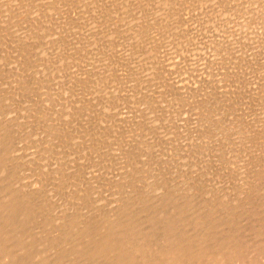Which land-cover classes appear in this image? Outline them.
<instances>
[{"label":"rangeland","instance_id":"1","mask_svg":"<svg viewBox=\"0 0 264 264\" xmlns=\"http://www.w3.org/2000/svg\"><path fill=\"white\" fill-rule=\"evenodd\" d=\"M6 1L7 0H1L0 2V7H2L0 10L3 11L1 12L2 16H0V22L2 21L1 23H5V26L1 23L0 26L2 25L6 27L9 24V27L12 26L10 24L14 23L15 26L14 24L13 26L17 30L13 28V26L10 27L11 29H8L6 27L7 29L5 30L4 27H0V44L3 43L2 47H0V52L1 54L5 53V55L7 54V52L9 53L6 55L7 58L4 54H2L3 56L0 55V62L3 60L1 63L2 65L0 64V69L4 68L3 70H1L2 72L0 71V82H3H1L0 84H3L2 86H0V92L4 93L0 94V99L2 98L1 96H3V98L5 96V99L2 98L3 100H5V103L0 100L2 102H0V113H3V115L0 114L2 115V117L0 116V139H2L1 137L4 136L2 142L0 143V149L2 148V150H4H0V172L2 170L4 171L3 173H0V180L1 178H3L1 180L3 182H0V188H2L0 189V210L2 207H8V203L12 199L18 198L16 200V202L19 204L18 207H16L18 209H15V213H12L11 220L9 221L10 223L7 222L9 223L7 226L4 223V227L1 226V229L5 230V233L7 232V235L11 239V241L10 239L8 241V250L13 252L16 256L19 255L18 257L24 263H22L21 261L19 262L21 264H50V262L51 264L53 262V264H61V262H64L62 264H65L67 262L64 261L65 258V260H68V264H86V259L89 260L88 264H94V262L92 263V261H95V264H113L116 259L113 257H118V252H114V254L111 253L112 255L109 254L108 257L111 256V259L107 256H105L106 259L104 260L102 258H98L100 259V262L97 263L98 259L96 260V258L92 256L93 254H91V249L89 250L88 246L81 249V247L85 243L84 240L83 242L80 241L79 238L78 240H72L75 237L72 235L69 236L72 233H70V230L68 229H71L72 227L68 226L69 224L67 222L69 220V222H71V220L74 218V215L72 217H68L70 219L66 221L64 217H66L67 219V216H69L70 213H78L79 208L81 207H83V209H86L84 211H86L87 214L81 208L80 214L82 215V217L78 213L75 216V219L76 217H81L83 219H87V217L89 219L91 218V221L89 220V223H87L89 224V226H91L92 223L96 221V219L97 222H99L100 220V223H94L97 227L98 225H103L104 223L102 222L105 220L107 222L113 221L116 212L119 215L116 214L117 217L115 218V220L117 219V222L119 221V225H125L126 223V226H128L129 221L131 220V223L128 227H134L137 225V227L135 228H137V231L140 230V232L138 231L140 238H146V243L148 242L152 244L149 245L151 246V252H153L154 255L150 251L147 252V256L150 255L149 259H152L157 255V250L163 249L164 246H167L166 243L162 241L163 236L160 232L161 226L164 227L163 220L160 218L161 216L156 219L157 221L155 223L152 222V224H149L148 221L150 220H147V217H149L148 210L152 209V205L153 208H155L156 206V210L159 209L160 214H162L161 211H166V213L162 214L163 216L166 214L169 215L171 213H175L176 215H178V217L174 215L175 219H178L177 223L180 222L177 225V233L181 231L182 234H180L184 237V239L186 238V241L190 240L192 242V239H197L203 234L208 235L202 236L201 238L205 237L206 239H212V237H216V234H218L219 232H221L222 234L223 231L224 233H228L229 231V234H226V240L229 241L230 239H235V237L238 236L240 240L244 242V244L249 246V254H251V257L252 255H254L253 257H255V255L259 253L258 243L261 238L264 240V235L260 237L256 234L257 222L254 223L253 221H251L249 218H247L248 215L245 213L246 209H248L251 204L253 206V204L255 203L253 208H256V206H258L256 204V202L258 204L260 203L258 202V199L261 202L264 201V0H257V2L256 0H177L179 1L178 3L176 2V0H168L171 1V4L173 1L175 2H173V6L171 4H168L169 2L166 0H158V3L159 1H161L160 6L155 0H148L149 5H147V0L146 4L145 0H65L64 3V0H61L62 2H60V0H55V2L58 1L59 4L61 3L59 7L57 6L58 2L55 3L53 2V0H51V2L49 1V3H47L48 0H16L18 4L24 1L25 3H22V6H17L18 4L15 2V0H8L12 6L14 5L13 3H16V6L19 8H17L15 5L11 8V5L8 3V1V4H4V2ZM27 1H31L34 5H32L30 2V6ZM163 1L164 3H162ZM165 1L168 5H171L172 7L175 6V9H173L177 15L174 11H172L173 9H169L170 6L166 5L168 7H162V4L164 5ZM252 1L255 4L252 3ZM138 3L139 5H142V7L145 6L144 9L139 6ZM176 3L178 6H176ZM27 4L29 5V7H27ZM62 4H65L64 7H66L63 8ZM135 4L138 5L137 7H141V10L139 8H136V6H134ZM5 5H9L11 10L14 12L9 13V11L11 10L9 7H6L5 9ZM35 5H39L40 9H38ZM45 5L46 8L48 7L47 10L52 9L50 6L53 7V10H51V12H49L50 10L47 11V13L49 12L50 14L45 13ZM96 5L98 7H95ZM153 5H155L156 7H153ZM32 6L37 8V10H34V7ZM42 6L43 8H41ZM150 6L153 8H151ZM54 7L57 9L61 8L60 12ZM99 7L100 9H97ZM133 7L134 9H139L140 11H142V13L139 12V10L137 13L136 9L135 13ZM146 7H148L147 10H145ZM8 8L9 10H7ZM22 8H24V10H27L29 8L30 10L28 9L29 12H25L22 10ZM92 8H94L95 10L93 11ZM101 9H104V12ZM117 9L119 10L117 11ZM142 9L144 10V13ZM160 9L162 11H160ZM177 9L178 11H176ZM253 9H258L259 11L257 10V12H255V10ZM18 10L20 14H22L21 12H25L26 14L27 12L30 13L27 14L28 19L26 18L27 16L25 17V13L22 14V16L24 15L23 17H25L23 18L18 13ZM41 10H43L44 12H41ZM55 10L56 13L58 12L60 16L53 13V11L55 12ZM100 10L102 11V14ZM168 10L169 12L170 10L172 11L171 14L167 12ZM252 10L254 12H252ZM30 11L32 12V14ZM6 12H8V15L6 14ZM95 12L97 13L95 14ZM114 12H117V16ZM258 12L260 13L258 14ZM103 13H105L106 15ZM11 14L13 17L10 16ZM15 14H18L21 17L18 15V17H16ZM46 14V17H49L48 19L45 18ZM54 14L56 16H52ZM172 14H174L175 18L177 16L176 20L177 22L179 21V24L176 23V20H173L174 17ZM29 15L33 16L29 17ZM40 15L44 17H40ZM101 15L107 17H105L106 21L103 19L104 16ZM161 15H163L164 19ZM58 16L61 18V21ZM100 16L103 20L100 18ZM128 16H130V18ZM6 17L11 19L13 22L8 18V20H6ZM170 17L172 21H170ZM120 18L122 19L120 20ZM19 19L23 20L21 21ZM163 20L165 23L163 22ZM18 21H20L21 24ZM114 21H116V23ZM103 22L106 24L103 25ZM161 22L163 24H167L168 26L166 25V28L168 27V29H163L165 28V25L159 26ZM170 22H173L171 23L172 25L170 24ZM174 22L177 25L175 27ZM35 24H37L36 27ZM16 25H20L18 26L20 31L18 30V27H16ZM32 25L34 26V30L38 27L40 30L34 31L32 28V32L34 31L32 33L29 29V27H33ZM169 25H171L172 27ZM41 27L43 30L42 32ZM170 27H174L176 31H173ZM177 27H179V29H176ZM12 29L15 31V33H13L14 31ZM159 29H163V32ZM11 33L13 34L11 35ZM18 34L21 35L19 36ZM49 34H52V36H49ZM136 36L138 37V39ZM21 38L24 40V42L26 41L27 45L24 44ZM11 39L13 43L15 42L18 46H16L15 43L13 44ZM18 40L21 41V44ZM46 40L49 42V44ZM145 40L147 41L145 42ZM45 42L47 45L45 44ZM9 43L10 46H8ZM3 45L6 47L3 48ZM22 45L23 47L26 46L28 48H26L24 54L22 53V55L19 56V54H21L20 50H23L22 52H24L25 50V47L23 48ZM8 47L10 48V50L8 49ZM13 47L15 48V50ZM18 47H20L21 49L19 48L20 50H18ZM12 52L13 55L11 54ZM25 54L28 56H26ZM8 55H11V57ZM14 56H18L20 58H14ZM21 56L24 57V60L23 58L21 59ZM9 57L13 62L11 61V59H9ZM5 60L6 62L9 61L10 63L8 62V64H6ZM17 60H21L19 64L16 63L18 62ZM22 60L25 62H23ZM27 63L30 65V67L28 68L27 66L29 65ZM17 64L20 67L16 66ZM21 65L24 66L22 67ZM25 65L27 66L25 67ZM8 66H10L11 68ZM15 66L17 67L16 69ZM24 67L27 69H25ZM9 68L11 69V71L15 70L13 71L14 74L18 71L20 72H18L15 77H13L14 74H11ZM25 70L26 72H24ZM4 71L8 72L9 75L7 73H4ZM31 71H33V73ZM6 74L8 79L7 77H5ZM30 74L34 77H31ZM17 75H19V78L17 77ZM10 76L12 78H10ZM28 76L31 77L32 81H35V84L33 81L34 85L31 84L32 81H29L31 79L27 78ZM104 77H106V79ZM11 79L13 82H16H9V80L11 81ZM19 81L21 82L19 83ZM5 82H8L7 85L5 84ZM23 82H26L27 85ZM9 83L14 85L12 86ZM16 83H19L20 85H17ZM23 84L26 86H24L23 91H21L22 89H20L19 91V88H23ZM11 88L15 90V93L14 90L10 91ZM4 89L6 91L8 90L9 92H6ZM18 94L21 96H18ZM10 96H12L13 98ZM8 97L11 99V101L12 99H14L13 101H15L16 103L13 101L11 103ZM15 98L19 100L23 98L24 100L22 99V104H20V101L18 100L19 102L17 103ZM32 100H34L35 102ZM24 101L29 102V107L27 106V102H25L27 104L24 105ZM30 101H32L33 103ZM36 101L37 103H39L37 104ZM7 102L9 105H7ZM32 104L34 108L32 106L30 107V105ZM13 105H20V107L22 108H17ZM6 106L8 107L6 108ZM23 106H27L28 108H24ZM38 107L40 110L37 109ZM218 107L219 109H216ZM8 108H11L12 111L15 109L16 110L13 112L9 110L7 113L6 109ZM29 108L31 110L34 109L32 113L28 112ZM35 111L37 115L36 113H34ZM40 111L42 112L38 116V113ZM9 112H12V114ZM48 112L54 113H50L49 116L47 115ZM43 113H45L46 115L44 114V116ZM55 113L58 115L55 118L57 119L61 116V122H64H62L64 124L63 125L59 121V119L57 120L61 123L60 125H58L60 126V128L56 126L59 123L53 121L56 120L55 118L53 119V117L56 115ZM14 114L16 117H19L20 115L22 116L17 119L18 117L16 118L15 116H12ZM25 116L27 119L23 118ZM51 116L52 118H50ZM5 117H10V119L7 118L9 119L7 120ZM30 117H32V119ZM42 117H46L48 119L44 121V119L46 118ZM4 118L6 119V122L4 121ZM62 118L65 119L63 120ZM34 119L37 121H34ZM12 120L15 121V123ZM38 120L41 122L38 123ZM43 121L46 123H44ZM29 122L33 125V127L31 124H29ZM24 123L27 125H25ZM19 124L22 126L20 127ZM40 125L41 127H45L47 125L48 126L46 127V129L44 127L40 129ZM15 126H18L19 131ZM51 126L53 128L55 127V131H52ZM49 127V133H45L44 129L47 131ZM20 128H22L23 130ZM24 128H26V131L24 130ZM56 129L59 130L57 131ZM43 139L45 140V144L47 142L52 144L42 146L44 144ZM64 139L67 140H65L66 144L64 142ZM40 141H43L42 145ZM3 142L5 147L2 146ZM9 146H12L13 152L9 151L12 155L8 151L6 153L5 149L8 148L7 150H11ZM14 146L15 149L13 148ZM41 147H43L42 150ZM44 147H46L47 149ZM14 150H16V152L18 153H16ZM4 157H6V159ZM124 165H126V167ZM1 167H6V171ZM123 167L125 168V170ZM6 172L7 174L14 172V175H12L14 177H11L10 174L8 175V178L10 176V178L14 179L5 178L7 177L5 176L7 175ZM70 172L72 173V175L70 174ZM73 172L77 174L74 173L73 175ZM134 172H136L137 174L136 177L134 176ZM50 173L52 175H49ZM101 174L104 175L101 176ZM54 175L57 176H55L56 179L53 177ZM60 175L62 177L65 175L66 177L62 178L61 180ZM123 175L126 176L124 177ZM128 175H130L129 178L127 177ZM256 175H261L260 178L263 179V181L261 182L259 177ZM69 176H71V178ZM74 176L76 177V179ZM94 176L96 177V181L99 182L100 179L101 182L97 183L93 179L95 178ZM100 176L102 177V179L100 178ZM120 176L122 181L123 178L126 179V177L128 181L124 179V182L122 183V181H120ZM59 177L60 179L58 180ZM87 177H89V179H87ZM103 177L105 178V180ZM134 177L135 180L137 179L136 182L134 180ZM65 178L67 179V182H64V180H66ZM90 178L93 179V181L90 180ZM117 178L120 180H118ZM131 178H133L134 185H132L133 183ZM70 179L71 182L68 181ZM241 180L243 182H241ZM105 181L106 183H104ZM115 181H117V184H113V182ZM147 181L150 185H147ZM258 181L260 182V184H258ZM6 182L7 184H5ZM55 182L58 183L55 184ZM60 182L62 183L60 184ZM89 182L91 184L93 182L94 184L90 185ZM74 183L76 184L75 186L73 185ZM124 183L129 185L125 186ZM9 184H11V186ZM98 184L100 185V187ZM103 184L104 186L106 185V188L103 187ZM110 184H112L113 186ZM123 184L125 187L122 186ZM188 184H190L192 188ZM58 185H62V188H60ZM63 185H65L66 187L67 185H73V187H67L66 189ZM101 185L103 188H101ZM115 185L120 186V188L116 186V190V188L114 187ZM12 186L13 188H11ZM92 186H94L96 193L92 190L94 189ZM97 186L101 190L97 189ZM107 186L112 187L110 193V190H108L109 187ZM130 186L132 189L129 188ZM144 186L145 189H143ZM154 186L156 188H154ZM89 187L92 188L90 189ZM140 187L142 188L139 191ZM6 188L8 189L6 190ZM69 188L70 192L72 193L76 189V193H71V195L69 192ZM104 188L108 190V193H106L107 190H104ZM33 189L40 195L38 193L37 195H33V192L31 194V191ZM39 189H42L41 192L39 191ZM90 190L92 191L90 194H92V196L95 195L94 197L89 194ZM101 191L103 192V195H101ZM18 192H20V194ZM22 192H27L26 194H24V197L22 195ZM84 192H87L90 196L86 195ZM115 192L117 193L113 194ZM10 193L12 194L10 195ZM29 193L31 197L34 196L31 198L32 201L30 200V198H28L30 196ZM57 193L59 197H56L58 196ZM60 193H62L61 196L65 195V197L62 198L60 196ZM17 194L18 196H16ZM53 194L56 195L54 196ZM98 194L100 196H98ZM104 194H108L109 196L107 195L106 197V195ZM48 195L50 196V200H47L49 199L47 198L49 197ZM76 195L78 196V198L75 199V197H77ZM2 196L4 197L2 198ZM96 196L97 201L100 199V202L96 201ZM85 197L87 199L89 198L88 201L87 199H82ZM125 197H128V199L125 200ZM145 197L146 202L148 203L151 201L150 204L152 203V205H146L144 204V201L143 203L141 202L142 199L145 200ZM44 198H46V200H44ZM129 198L132 200L131 203H129ZM163 198L166 199V202L163 201ZM123 199L125 202L123 201ZM151 199H154V201ZM39 200H42V203H40ZM43 200L46 202H53L54 200V202H50L52 205L50 203L45 204ZM134 200L135 202H137L138 200V203H136L135 205V202H133ZM175 200L179 202L178 205L176 204L178 202ZM22 201H24L22 203V205L24 204L23 206L21 205ZM127 201H129V204L126 203ZM173 201L176 202H174V205L176 207L170 206L172 205ZM27 202H30V204H26ZM38 202L40 204H38ZM139 202H141L140 205L142 204L143 206H141L144 209L148 207V210L146 209L148 212L144 209H141L142 207L139 205ZM88 203L94 204V207H91ZM37 204L40 205L39 207L41 208H39ZM43 204L44 207H47L44 208ZM49 204L51 205V207L53 206V220L52 216H50L51 207ZM74 204H78V208L76 207V210L78 212H74ZM80 204L81 207L79 206ZM131 204H133L135 208L141 209H139L140 211L138 209L134 210L135 212L139 211L137 213L134 212L137 216H135L136 219L138 218L137 220H132V214H130L133 213V210L129 208L133 209V205L129 208L126 207L127 205ZM103 205H106V208L108 205L110 206L109 208H107V210H105L106 208H101V210L100 207H102ZM111 205H119L122 211L119 206L116 207L117 209H119V211L114 208L115 206H113L115 211L112 209L114 212L109 210L111 209ZM181 205L183 207H181ZM36 206L39 208V210L44 208L41 211H44L45 213H48L50 211V213H48L47 215V213L42 214L41 212L42 215L45 214V217L40 214L43 218H38L40 216V212ZM88 206H90L89 210L87 209ZM122 206H124L125 208ZM163 206L167 208H164ZM28 207L29 209L32 207V210H28ZM68 207L73 208L72 211ZM97 207L98 209L94 211V209H96ZM169 208H171V212ZM176 208L178 211H176ZM182 208H186V210L189 209V212L184 211V214L182 213L181 216L180 212H183ZM21 209H23L24 211H28L26 213H29V216L33 217V220L31 222L36 221L35 223H37V221L40 219L41 222L38 221V223L35 224L38 227L40 225V229L37 228L39 229L38 231L35 230L36 226H32L34 225V222H26L24 224V226L26 227L20 226V224L25 221V217H27V214H24L25 212ZM35 210H38V215ZM69 210L71 212H69ZM99 210H101V212ZM103 210L106 212L105 214L103 213ZM142 210L144 214L142 213L140 215ZM29 211H32V213H30ZM96 211L98 213H95ZM208 211L210 212V215ZM123 212L128 214V216ZM186 212L188 213L185 214ZM107 213H110L111 216H113V219L110 220L111 216H109L110 214ZM63 214L67 215L62 216ZM96 214L101 215L95 216ZM120 214L129 219L124 217L122 218V215ZM200 214H204V216H207H205L204 218ZM102 215H104V217ZM105 215L108 216L109 220ZM21 216L24 217L22 218ZM59 216L61 217V220L57 218ZM101 216L103 218V221L101 220ZM142 217L145 221L141 219ZM207 217H210L212 220H214L211 221V219H208ZM228 217L230 220L228 219ZM93 218L96 219H94L92 222ZM181 218H183L184 220ZM231 218L233 219L231 220ZM62 219L63 223L60 222L62 221ZM119 219L127 220L123 222L124 220L120 221ZM193 219L195 225L193 224ZM215 219H219L220 221L218 220V222L216 220L217 222H215ZM234 219L237 220V222ZM44 220H46V223L48 221L50 225L48 223H44ZM55 220L60 224L58 223L57 225V222ZM141 220H143L144 222ZM158 220L160 221V224H158ZM199 220H201V225L198 224ZM202 220L207 222L209 221V223L211 222L210 225L212 227L214 223H217L216 225H214L217 227L212 228L209 223H202L204 222ZM132 221L134 225L132 224ZM228 221H232V223L230 222L229 224ZM145 222H147V224ZM223 222H228V224H225ZM235 222L236 224L238 223V226L235 225ZM42 223L46 225H43ZM71 223L73 224V222ZM156 223L158 224L157 227ZM218 223L223 224L219 226ZM30 224L32 227H30ZM191 224L193 225V229L195 227L194 230L190 227L192 226ZM207 224L210 229L208 228ZM9 225L10 228H8ZM11 225L14 226L11 228ZM42 225L44 227L49 226V228H43L41 227ZM62 225H64L62 228L65 227V230L61 228ZM141 225L144 226V228ZM205 225L207 226L206 230L204 229L206 227ZM197 226L199 227V229ZM200 226H203L204 228L201 227V229ZM218 226H222V229H218ZM29 227L31 229L33 228L32 230H35V232H37L35 233L31 229H27ZM155 227L157 230L155 229ZM57 228L59 229V231H64V234H62L64 235V237L68 236V240H70V237L73 238L68 242V240L66 239L68 237L65 238V241V239H63V236L61 235V238L63 240L59 238L60 243H62L63 241L66 242L61 246L60 243H58V239L56 242V236L58 232ZM50 229H52L51 234L55 236V241L53 240V236L51 235V237L49 235V232H51ZM55 229L57 230L55 231ZM18 230H21L22 234ZM27 230H30L29 232L32 231L30 235L29 232H26ZM41 230L43 231L41 232ZM144 230L145 232H143ZM190 231H192L193 233L195 232L194 234H196V236H198L199 234L200 235L198 237L195 236L194 238V234L192 232L189 233ZM201 231L204 233H202ZM211 231H215V235L212 234ZM71 232H73V228L71 229ZM151 232L152 234L150 236L152 238L149 236ZM185 232L188 234H185ZM196 232H198V234ZM45 233L47 234L46 236L44 235ZM66 233L70 234L67 235ZM210 233L213 236L209 235ZM24 234L26 236H24ZM154 234L157 237H155ZM190 234H192L191 236H193V238L189 237ZM22 235L24 236V238ZM33 235H37L38 237ZM43 235L45 238L43 237ZM58 235L60 236V234ZM146 235H148L150 239ZM220 235H217V237H219ZM30 236L33 238H30ZM49 236L50 238H47ZM92 236L93 235H91V237ZM158 236L160 238L162 236V238L160 239ZM23 239H25L27 242H22ZM210 239H207V242L205 241L207 245L211 244V241L208 242V240ZM138 240L140 239L138 238ZM29 241H33L31 242L32 244H29ZM75 241H78L82 246H79V243L77 244V242ZM35 242H39V244H36ZM40 242H42L44 245ZM45 242L47 245H49L51 242L50 246H45ZM53 242H55V249H52L54 247V245L52 244ZM11 243L12 245H10ZM160 243L162 244L160 245ZM157 244H159L158 246L162 248H157ZM41 246L43 247L40 249ZM66 246H70V248L67 247V249L65 248ZM74 246H77V248L79 247L77 249V252H75L76 250L74 248L76 247ZM26 247L32 248V250L26 249ZM57 247H60L61 249H57ZM18 248L20 249L18 250ZM62 248H65L63 253H61ZM21 249H23V251H21ZM45 250L48 252H45ZM57 250H59V253H61V255H58L59 253L55 255V252H57ZM83 250L86 251L84 252ZM254 250H256V252ZM39 252H41V255H39ZM51 252L54 255L53 257L51 256L49 258L47 253L50 256L52 255ZM65 253L66 255H64ZM31 254L32 256H28ZM70 254L79 257V259L81 260H79L77 257L71 256ZM46 256L51 260H48ZM85 256L87 258H85ZM44 257L46 258L45 262L43 260ZM73 257L75 258V261L72 262L70 260L69 262V259H74ZM52 258L54 259L52 260ZM61 258L63 261H60ZM140 260L138 261L139 264L142 263V261ZM263 260L262 257H259L256 263L264 264Z\"/></svg>","mask_w":264,"mask_h":264},{"label":"bare ground","instance_id":"2","mask_svg":"<svg viewBox=\"0 0 264 264\" xmlns=\"http://www.w3.org/2000/svg\"><path fill=\"white\" fill-rule=\"evenodd\" d=\"M7 1H8V0H7ZM7 1L4 2V4H6ZM10 1H11V0H10ZM19 1H20V0H19ZM24 1H25V0H24ZM24 1H23L22 3H25ZM33 1H35V0H33ZM39 1H40V0H39ZM49 1L51 2V0H48L47 3H49ZM58 1H59V0H58ZM58 1H56V2H58ZM62 1H63V0H62ZM62 1L60 0V2H62ZM83 1H84V0H83ZM119 1H120V0H119ZM152 1H153V0H152ZM155 1L157 2L158 0H155ZM161 1H162V0H161ZM161 1H159V3L157 2L159 6H160V2H161ZM166 1H168V0H166ZM166 1H165V4H164V5L162 4V7H164V6H165V7L170 6L169 9H171V10H172L173 8L175 9V6L172 7V6L174 5V3H175L174 1H173L174 3L172 2V4L170 3L171 1H168V2H169L168 4H171L172 6H171V5H168ZM208 1H209V0H208ZM210 1H211V0H210ZM212 1H213V0H212ZM214 1H216V0H214ZM247 1H250V0H247ZM254 1H255V0H254ZM0 2H1V0H0ZM15 2L17 3L16 0H15ZM27 2H28L29 5H30V2H31V1H30V2L27 1ZM27 2H26V3H27ZM36 2H37V1H36ZM43 2H44V1H43ZM45 2H46V1H45ZM53 2H55V0H53ZM56 2H55V3H56ZM64 2H65V0L63 1V3H64ZM85 2H86V1H85ZM136 2H137V1H136ZM147 2H148L147 5H149V1H148V0H147ZM147 2H146V0H145V4H146ZM176 2L178 3L179 1L176 0ZM256 2H257V0H256ZM8 3H9V1H8ZM8 3H7V4H8ZM16 3H13V4L16 6ZM22 3H20V4L17 3V4H18L17 6H19V5L22 6ZM152 3H153V2H152ZM154 3H155V2H154ZM162 3H164V1H163ZM177 3H176V6H178ZM248 3H250V2H248ZM252 3H254V2L252 1ZM252 3H251V5H252ZM2 4H3V3H2ZM9 4H10V3H9ZM31 4L34 5L32 2H31ZM35 4H36V3H35ZM51 4H52V3H51ZM57 4H58V5H57L58 7H59V5H61V3L59 4V2H58ZM66 4H67V3H66ZM181 4H182V3H181ZM181 4H179V5H181ZM254 4H255V3H254ZM0 5H1V3H0ZM10 5H11V4H10ZM14 5H13V6L11 5V8L14 7ZM25 5H26V4H25ZM29 5L27 4V7H29ZM47 5H48V4H47ZM55 5H56V4H55ZM64 5H65V4H62L63 8L66 7V6L64 7ZM138 5H139V3H138ZM138 5L135 4L134 6H136V8H139V7H137ZM158 5H157V6H158ZM166 5H168V6H166ZM3 6H4V5H3ZM17 6H16V7H17ZM21 6H20V7H21ZM30 6H31V5H30ZM35 6H36V5H35ZM38 6H39V5H38ZM38 6H36V7H37L38 9H40V6H39V7H38ZM92 6H94V5H92ZM139 6L142 7V5H139ZM143 6H144V5H143ZM154 6H155V5H153V7H154ZM6 7H9V5H8V6L5 5V9H6ZM24 7H25V6H24ZM32 7H34V6H32ZM50 7H51L52 9H48V10H50L49 12H51V10H53V7H52V6H50ZM95 7H98V6L96 5ZM100 7H101V6H100ZM100 7L97 8V9H100ZM141 7L139 8L140 10H141ZM144 7H145V6H144ZM144 7H142V8L144 9ZM148 7H149V6H148ZM148 7H146L145 10H147ZM150 7H151V6H150ZM153 7H151V8H153ZM155 7H156V6H155ZM171 7H172V8H171ZM1 8H2V7H0V9H1ZM9 8H10V7H9ZM9 8H8L7 10H9ZM11 8H10V10H11ZM17 8H19V7H17ZM30 8H31V7H30ZM37 8L34 7V10H35V9L37 10ZM41 8H43V6H42ZM44 8H46V5H45ZM47 8H48V7H47ZM47 8H46V12H45V13H47V11H48ZM54 8H55V7H54ZM90 8H91V6H90ZM136 8H135V9H136ZM177 8H178V7H177ZM260 8H261V7H260ZM260 8H259V9H260ZM28 9H29V8H28ZM28 9H27V10H24V8H22V10L25 11V12L28 11ZM55 9H56V10H59V12H60V9H61V8H60V9H59V8H58V9L55 8ZM92 9H93V11L95 10L94 8H92ZM97 9H96V11H97ZM135 9H134V7H133V10H134L135 13H136V10H137V9H136V10H135ZM139 9H138V10H139ZM143 9H142V10H143ZM162 9H163V8H162ZM167 9H168V8H167ZM174 9H173L172 11H174ZM263 9H264V8H263ZM13 10H14V9H13ZM20 10H21V9H20ZM29 10H30V9H29ZM56 10H55V12L53 11V13H55V14L57 15L58 12L56 13ZM62 10H64V9H62ZM101 10L104 12V9H101ZM101 10H100V12H101V14H102V11H101ZM118 10H119V9H117V11H118ZM129 10H130V8H129ZM138 10H137V13H138ZM140 10H139V12L142 13V11H140ZM150 10H151V9H150ZM157 10H158V9H157ZM165 10H166V8H165ZM165 10H164V11H165ZM171 10H170V12H169V10H168L167 12H169V14H171V12H172ZM253 10H255V9H253ZM253 10H252V12H254ZM257 10H258V9H257ZM257 10H255V12H257ZM4 11H5V10H4ZM39 11H40V10H39ZM39 11H37V12H39ZM42 11H43V10H41V12H42ZM131 11H132V9H131ZM131 11H130V12H131ZM160 11H162V10L160 9ZM176 11H178V9H177ZM235 11H236V10H235ZM258 11H259V10H258ZM1 12H3V11L0 10V16H2V15H1L2 13H1ZM11 12H14V11H12V10L9 11V13H11ZM16 12H17V11H16ZM25 12H21V13L24 14ZM28 12H29V11H28ZM28 12H27V14H30V13H28ZM30 12H31V11H30ZM37 12H36V13H37ZM43 12H44V11H43ZM49 12H48V13H49ZM130 12H129V13H130ZM167 12H166V14H167ZM174 12H175V11H174ZM232 12H233V11H232ZM18 13H19V10H18ZM34 13H35V12H34ZM34 13H33V14H34ZM48 13H47V14H48ZM96 13H97V12H95V14H96ZM114 13H115V12H114ZM116 13H117V12H116ZM116 13H115V15L117 16ZM132 13H133V12H132ZM143 13H144V10H143ZM147 13H148V12H147ZM164 13H165V12H164ZM164 13H163V14H164ZM259 13H260V12H258V14H259ZM4 14H5V12H4ZM4 14H3V16H4ZM6 14L8 15V12H6ZM19 14H20V13H19ZM22 14H20V15L22 16ZM25 14H26V13H25ZM27 14L25 15V17L27 16L26 18L28 19V15H27ZM31 14H32V12H31ZM47 14L45 15V18H46V19L49 18V17H48V18L46 17ZM49 14H50V13H49ZM55 14L52 15V16H56ZM98 14H99V11H98ZM98 14H97V15H98ZM103 14H105V13H103ZM112 14H113V13H112ZM112 14H111V15H112ZM118 14H119V12H118ZM175 14H176V12H175ZM233 14H235V13H233ZM236 14H237V13H236ZM7 15H6V16H7ZM15 15H16V14H15ZM17 15H18V14H17ZM17 15H16V17L20 16V15H18V16H17ZM42 15H43V14H42ZM42 15H40V17H41ZM58 15H59V14H58ZM97 15H96V16H97ZM105 15H106V14H105ZM172 15H173V17H174L173 20H176L177 16H176V18H175L174 14H172ZM176 15H177V14H176ZM10 16H12V14H11ZM10 16H9V18H10ZM21 16H20V17H21ZM23 16H24V15H23ZM23 16H22V17H23ZM31 16H33V15H31ZM31 16L29 15V17H31ZM48 16H49V15H48ZM59 16H60V15H59ZM59 16H58V17H59ZM98 16H99V15H98ZM101 16H104V15H101ZM101 16H100V18H101ZM107 16H108V15H107ZM161 16L163 17V15H161ZM161 16H160V17H161ZM12 17H13V16H12ZM12 17H11V18H12ZM16 17H15V19H16ZM25 17H23V18H25ZM42 17H44V16H42ZM50 17H51V16H50ZM105 17H106V16H104L103 19L106 21V18H107V17H106V18H105ZM114 17H115V16H114ZM125 17H126V16H125ZM128 17L130 18V16H128ZM128 17H127V18H128ZM166 17H167V16H166ZM171 17H172V16H171ZM171 17H170V21H172ZM7 18H8V17H6V20L9 19V18H8V19H7ZM53 18H54V17H53ZM59 18H60V17H59ZM118 18H119V16H118ZM118 18H117V21H118ZM168 18H169V17H168ZM4 19H5V18H4ZM29 19H31V18H29ZM50 19H51V18H50ZM56 19H57V18H56ZM101 19H102V18H101ZM101 19H100V20H101ZM103 19H102V20H103ZM108 19H110V18H108ZM121 19H122V18H120V20H121ZM123 19H124V18H123ZM125 19H126V18H125ZM163 19H164V17H163ZM2 20H3V18H2ZM9 20L12 21L11 19H9ZM19 20H21V19H19ZM22 20H23V19H22ZM22 20H21V21H22ZM53 20H55V19H53ZM53 20H52V21H53ZM102 20H101V21H102ZM165 20H166V18H165ZM167 20H168V19H167ZM15 21H16V20H15ZM60 21H61V18H60ZM105 21H104V22H105ZM160 21H162V20H160ZM160 21H159V22H160ZM1 22H2V21H1ZM1 22H0V23H1ZM3 22H5V21H3ZM12 22H13V21H12ZM12 22H11V23H12ZM16 22H17V21H16ZM18 22H20V21H18ZM27 22H28V20H27ZM29 22H30V21H29ZM33 22H34V21H33ZM33 22H32V23H33ZM55 22H57V21H55ZM58 22H59V20H58ZM104 22H103V25L106 24V23H104ZM107 22H108V20H107ZM114 22L116 23V21H114ZM159 22H158V23H159ZM163 22H164V20H163ZM166 22H169V21H166ZM178 22H179V21H178ZM178 22H177V20H176V23H177V24H179ZM9 23H10V22H9ZM34 23H35V22H34ZM34 23H33V24H34ZM60 23H61V22H60ZM101 23H102V22H101ZM161 23H162V22H161ZM161 23H160L159 26H164V25H165V28H163V29H165V30L168 29V27L166 28V25H167V24H163V23L161 24ZM164 23H165V22H164ZM171 23H173V22H170V24H171ZM174 23H175V22H174ZM176 23H175L174 27L177 26ZM1 24H4V26H5V23H1ZM6 24H7V23H6ZM13 24H14V23H13ZM13 24H10V25L13 26ZM20 24H21V22H20ZM28 24H29V23H28ZM168 24H169V23H168ZM8 25H9V24H8ZM8 25L6 26L8 29H9L10 27H12V26H9V27H8ZM45 25H46V23H45ZM45 25H44V27H45ZM171 25H172V24H171ZM171 25H169V26H171ZM1 26H2V25H1ZM1 26H0V27H1ZM4 26H2V27H4ZM14 26H15V24H14ZM14 26H13V28H15ZM18 26H20V25H18ZM18 26L16 25V27H18ZM27 26H28V25H27ZM30 26H31V25H30ZM32 26H33V25H32ZM36 26H37V24H35V27H36ZM38 26H39V25H38ZM157 26H158V25H157ZM167 26H168V25H167ZM6 27H4V30L7 29ZM44 27H43V28H44ZM101 27H104V26H101ZM101 27H100V28H101ZM171 27H172V26H171ZM171 27H170V28H171ZM174 27L171 28V29H172L173 31H176V30L174 29ZM32 28H33V30H34V26L31 27V28L29 27L30 30H31ZM160 28H161V27H160ZM10 29H11V28H10ZM15 29H16V28H15ZM102 29H103V28H102ZM163 29H162V30H163ZM171 29H170V30H171ZM176 29H179V27H177ZM12 30H13V29H12ZM16 30H17V29H16ZM18 30H19V27H18ZM35 30L39 31L40 29H39V27H38L37 29L35 28ZM35 30H34V31H35ZM159 30H161V29H159ZM162 30H161V31H162ZM13 31H14V30H13ZM19 31H20V30H19ZM34 31H33V32H34ZM37 31H36V32H37ZM42 31H43V30H42V27H41V32H42ZM161 31H160V32H161ZM31 32H32V30H31ZM33 32H32V33H33ZM136 32H137V30H136ZM136 32H135V33H136ZM162 32H163V31H162ZM13 33H15V31H14ZM13 33H11V35H12ZM140 33H141V31H140ZM21 34H22V33H21ZM21 34H20V35H21ZM34 34H35V33H34ZM52 34H53V33H52ZM52 34H51V35L49 34V36H52ZM14 35H15V34H14ZM14 35H13V37H14ZM18 35H19V34H18ZM20 35H19V36H20ZM22 35H23V34H22ZM24 35H25V34H24ZM137 36H138V35H137ZM137 36H136V37H137ZM141 36H143V35H141ZM141 36H140V37H141ZM10 37H11V36H10ZM10 37H9V39H10ZM27 37H28V36H27ZM27 37H26V38H27ZM47 37H48V36H47ZM105 37H106V36H105ZM138 37H139V36H138ZM138 37H137V39H138ZM19 38H20V37H19ZM19 38H18V39H19ZM24 38H25V37H24ZM16 39H17V38H16ZM21 39H22V38H21ZM21 39H20V40H21ZM47 39H48V38H47ZM49 39H50V37H49ZM105 39H106V38H105ZM140 39H142V38H140ZM143 39H144V38H143ZM146 39H147V38H146ZM14 40H15V39H14ZM20 40H18V41H20ZM22 40H23V39H22ZM11 41H12V39H11ZM46 41H47V40H46ZM146 41H147V40H145V42H146ZM5 42H6V41H5ZM16 42H17V41H16ZM23 42H24V40H23ZM10 43H11V42H10ZM10 43H9V45H8V44H7V45L10 46ZM12 43H13V41H12ZM14 43H15V42H14ZM14 43H13V44H14ZM19 43L21 44V41H20ZM19 43H18V44H19ZM47 43L49 44L48 41H47ZM2 44H3V43H2ZM2 44H0V45H1L0 47H2ZM4 44H5V43H4ZM15 44H16V43H15ZM24 44L27 45V44H26V41L24 42ZM45 44H46V42H45ZM50 44H51V43H50ZM46 45H47V44H46ZM51 45H52V44H51ZM3 46H4V45H3ZM14 46H15V45H14ZM16 46H18V45L16 44ZM20 46H21V45H20ZM5 47H6V46H4L3 48H5ZM22 47H23V45H22ZM24 47H25V48H24ZM24 47H23V48L25 49L24 52H22L23 50H20L21 48L18 47V50L21 51V54H19V56L22 55V53L24 54L25 51H26V48H28V47H26V46H24ZM49 47H50V45H49ZM11 48H12V47H11ZM13 48H14V47H13ZM19 48H20V49H19ZM0 49H1V48H0ZM6 49H7V48H6ZM8 49L10 50L9 47H8ZM8 49H7V50H8ZM14 50H15V48H14ZM16 50H17V48H16ZM0 51H1V50H0ZM2 51H3V50H2ZM20 51H19V52H20ZM4 52H5V51H4ZM6 52H7V51H6ZM14 52H15V51H14ZM2 54L5 55V53H2ZM2 54H1V52H0V55H1V56H3ZM7 54H9V53L7 52ZM7 54H6V55H7ZM11 54L13 55V52H12ZM26 54H27V53H26ZM26 54H25V55H26ZM6 55H5V57L7 58ZM17 55H18V54H17ZM8 56L11 57V55H8ZM23 56H24V55H23ZM26 56H28V55H26ZM10 57H9V59H11ZM12 57H13V56H12ZM17 57H18V56H17ZM17 57L14 56V58H17ZM1 58H2V57H1ZM18 58H20V57H18ZM22 58H23V60H24V57L21 56V59H22ZM6 60H7V59H6ZM6 60H5V62H6ZM14 60H16V59H14ZM23 60H22V61H23ZM26 60H27V58H26ZM2 61H3V60H2ZM2 61L0 62V64L2 63ZM11 61H12V59H11ZM17 61H18V60H17ZM20 61H21V60H19V61L16 62V63L19 64ZM8 62H9V61H7L6 64H8ZM12 62H13V61H12ZM12 62H11V63H12ZM23 62H25V61H23ZM9 63H10V62H9ZM18 64H17L16 66H18ZM21 64H22V63H21ZM23 64H24V63H23ZM27 64H28V63H27ZM34 64H35V63H34ZM34 64H33V65H34ZM1 65H2V64H1ZM1 65H0V66H1ZM9 65H10V64H9ZM11 65H12V64H11ZM14 65H15V61H14ZM14 65H13V68H14ZM28 65H29V64H28ZM4 66H5V65H4ZM16 66H15V69L17 68ZM21 66L23 67L24 65H21ZM26 66H27V65H25V67H26ZM6 67H7V66H6ZM8 67H10V66H8ZM18 67H20V66H18ZM25 67H24V68H25ZM28 67H30V65L27 66V68H28ZM10 68H11V67H10ZM10 68H9V69H10ZM24 68H23V69H24ZM27 68H25V69H27ZM31 68H32V67H31ZM35 68H36V65H35ZM3 69H4V68H3ZM3 69H0V71L3 70ZM33 69H34V66H33ZM12 70H13V69H12ZM20 70H21V69H20ZM5 71H6V69H5ZM5 71H4V73H7V74H8V72H5ZM7 71H8V70H7ZM10 71H11V69H10ZM13 71H15V70H13ZM13 71H11V74H14ZM34 71H36V70H34ZM1 72H2V71H1ZM16 72H17V71H16ZM18 72H20V71H18ZM18 72H17V73H18ZM24 72H26V70H25ZM27 72H30V71H27ZM31 72L33 73V71H31ZM9 73H10V72H9ZM17 73H15L13 77H15V75H16ZM22 73H23V72H22ZM2 74H3V73H2ZM7 74H6V76H5V75H4V76L7 77ZM23 74H24V73H23ZM25 74H26V73H25ZM28 74H29V73H28ZM0 75H1V74H0ZM8 75H9V74H8ZM34 75H35V72H34ZM2 76H3V75H2ZM30 76H31V77H34V76H32L31 74H30ZM30 76H28L27 78L31 79ZM0 77H1V76H0ZM5 77H4V78H5ZM17 77L19 78V75H17ZM24 77H25V76H24ZM35 77H36V76H35ZM4 78H3V79H4ZM10 78H12V77L10 76ZM27 78H25V79H27ZM104 78L106 79V77H104ZM104 78H102V79H104ZM7 79H8V77H7ZM7 79H6V80H7ZM22 79H23V78H22ZM22 79H21V81H22ZM25 79H24V80H25ZM1 80H2V79H1ZM16 80H17V79H16ZM18 80H19V79H18ZM24 80H23V81H24ZM35 80H36V79H35ZM21 81H19V83H20ZM25 81H26V80H25ZM27 81H28V80H27ZM29 81H32V79L29 80ZM29 81H28V82H29ZM33 81H34V80H33ZM33 81H32V83H31L32 85L35 84V81H34V84H33ZM36 81H37V80H36ZM1 82H2V81H1ZM1 82H0V84H1ZM9 82L12 83V82H13L12 79H11V81L9 80ZM15 82H16V81H14L13 83H15ZM17 82H18V81H17ZM37 82H38V81H37ZM2 83H3V82H2ZM7 83H8V82H5L6 85H7ZM11 83H9V84H11ZM19 83H18V84L16 83V84H17V85H20ZM23 83L26 84V82H23ZM5 84H4V85H5ZM9 84H8V85H9ZM24 84H23V88H19V87H18V88H19V91H20V89H22L21 91H23L24 86L27 85V84H26V85H24ZM28 84H30V83H28ZM37 84H38V83H37ZM2 85H3V84H2ZM2 85H0V86H2ZM6 85H5V86H6ZM11 85L13 86L14 84H11ZM17 85H16V86H17ZM9 86H10V85H9ZM21 86H22V84H21ZM21 86H20V87H21ZM29 86H30V85H29ZM27 87H28V86H27ZM27 87H26V88H27ZM31 87H32V86H31ZM36 87H37V86H36ZM6 88H7V87H6ZM12 88H13V87H12ZM12 88H11V89H12ZM14 88H16V87H14ZM11 89H10V91H13V90H14V89H12V90H11ZM4 90H5V89H4ZM4 90H3V91H4ZM5 91H6V90H5ZM7 91H8V90H7ZM7 91H6V92H7ZM19 91H18V92H19ZM8 92H9V91H8ZM16 92H17V91H16ZM2 93H3V92H0V94H2ZM10 93H11V92H10ZM14 93H15V90H14ZM3 94H4V93H3ZM11 94H12V93H11ZM11 94H10V95H11ZM20 94H21V93H20ZM8 95H9V94H8ZM8 95H7V96H8ZM12 96H13V95H12ZM12 96H10V97H12ZM15 96H16V94H15ZM18 96H21V95L18 94ZM1 97L3 98V96H1ZM22 97H23V94H22ZM2 98H1L0 100L4 102L5 100H3V99H5V96H4L3 99H2ZM6 98H7V97H6ZM8 98H9V97H8ZM12 98H13V97H12ZM18 98H20V97H18ZM15 99H16V98H15ZM22 99H23V98H22ZM22 99H21V100H22ZM13 100H14V99H12V101H13ZM18 100H19V99H16L17 103L20 101L19 103L22 104V103H21V100H19V101H18ZM23 100H24V99H23ZM1 101H0V102H1ZM9 101H11L10 98H9ZM12 101H11V103H12ZM32 101H34V100H32ZM32 101H30V102H32ZM13 102H15V101H13ZM25 102H27V101H24V105H26V104L28 103L27 106L29 107V102H27V103H25ZM34 102H35V101H34ZM1 103H2V102H1ZM4 103H5V102H4ZM4 103H3V104H4ZM15 103H16V102H15ZM15 103H14V104H15ZM32 103H33V102H32ZM36 103H37V101H36ZM38 103H39V102H38ZM38 103H37V104H38ZM205 103H206V101H205ZM40 104H41V103H40ZM203 104H204V103H203ZM5 105H6V104H5ZM7 105H9L8 102H7ZM3 106H4V105H3ZM13 106H14V105H13ZM21 106H22V105H21ZM27 106H26V107H27ZM31 106L33 107V104L30 105V107H31ZM40 106H42V105H40ZM204 106H205V105H204ZM1 107H2V106H1ZM7 107H8V106H6V108H7ZM10 107H11V106H10ZM14 107L22 108V107H20V105H19V106H18V105H15ZM23 107H24V106H23ZM26 107H24V108H26ZM28 107H27V108H28ZM35 107H37V106H35ZM197 107H198V106H197ZM216 107H217V106H216ZM33 108H34V107H33ZM33 108H32V109H33ZM41 108H42V107H41ZM214 108H215V107H214ZM214 108H213V109H214ZM2 109H3V108H2ZM12 109H13V108H12ZM14 109H15V108H14ZM29 109H30V108H29ZM29 109H28V112H31V113H32V111L34 110V109H33V110H31V109L29 110ZM37 109L40 110L39 107H38ZM199 109H200V108H199ZM216 109H219V107L216 108ZM220 109H221V108H220ZM6 110H7V111H6L7 113H8L9 110L12 111L11 108H8V109H6ZM15 110H16V109H15ZM15 110H13V111H15ZM21 110H22V109H21ZM21 110H20V111H21ZM25 110H26V109H25ZM25 110H24V111H25ZM41 110H43V109H41ZM214 110H215V109H214ZM1 111H2V110H1ZM13 111H12V112H13ZM17 111H18V109H17ZM17 111H16V112H17ZM26 111H27V110H26ZM36 111H37V110H36ZM36 111H35L34 113H36ZM215 111H216V110H215ZM6 112H4V113H6ZM12 112H9V113L12 114ZM22 112H23V111H22ZM28 112H26V113H28ZM41 112H42V111H40V112L38 113V116H39V114H40ZM44 112H45V111H44ZM51 112H52V111H51ZM51 112H50V113H51ZM23 113H24V112H23ZM26 113H25V114H26ZM50 113L48 112L47 115L50 116ZM53 113H54V112H53ZM53 113H51V114H53ZM0 114L3 115V113H0ZM15 114H19V113H15ZM15 114L12 115V116H15ZM20 114H21V112H20ZM44 114H45V113H43V115H44ZM55 114H56V113H55ZM2 115H0V116L2 117ZM5 115H6V114H5ZM34 115H35V114H34ZM36 115H37V113H36ZM45 115H46V114H45ZM45 115H44V116H45ZM20 116H22V115H20ZM20 116H19V117H20ZM26 116H27V115H26ZM26 116L23 117V118H26ZM32 116H33V115H32ZM57 116H58V115L56 114V115L53 117V119H54L55 117H57ZM15 117H16V116H15ZM17 117H18V116H17ZM17 117H16V118H17ZM19 117H18L17 119H19ZM35 117H37V116H35ZM35 117H34V118H35ZM60 117H61V116H60ZM60 117H58L57 119L55 118L56 120H53V119H52L53 121H56V123H59V124H57L56 126L60 125V124L63 122V121L61 122ZM5 118H6V117H5ZM5 118H4V119H5ZM7 118L10 119V117H7ZM7 118H6V119H7ZM30 118L32 119V117H30ZM42 118H46V117H42ZM50 118H52V116H51ZM0 119H1V118H0ZM6 119L4 120L5 122H6ZM9 119H7V120H9ZM26 119H27V118H26ZM26 119H24V120H26ZM36 119H37V118H36ZM38 119H40V118H38ZM47 119H48V118L44 119V121L47 120ZM58 119H59V121H60L61 123L57 121ZM62 119H63V118H62ZM64 119H65V118H64ZM64 119H63V120H64ZM13 120H14V118H13ZM13 120H12V121H13ZM42 120H43V119H42ZM149 120H150V119H149ZM10 121H11V120H10ZM22 121H23V119H22ZM34 121H37V120L34 119ZM38 121H39V120H38ZM44 121H43V122H44ZM53 121H52V122H53ZM8 122H9V121H8ZM13 122L15 123V121H13ZM20 122H21V121H20ZM40 122H41V121H39L38 123H40ZM43 122H42V123H43ZM49 122H50V119H49ZM52 122H51V124H52ZM44 123H46V122H44ZM47 123H48V122H47ZM53 123H54V122H53ZM63 123H64V122H63ZM63 123H62V124H63ZM24 124H25V123H24ZM29 124H31V123L29 122ZM48 124H49V123H48ZM65 124H66V123H65ZM19 125H20V124H19ZM25 125H27V124H25ZM25 125H23V126H25ZM31 125H32V124H31ZM34 125H35V124H34ZM45 125H46V124H45ZM53 125H54V124H53ZM63 125H64V124H63ZM2 126H3V125H2ZM4 126H5V125H4ZM21 126H22V125H20V127H21ZM28 126H29V125H28ZM47 126H48V125H47ZM47 126H45V127L42 126V127H41V125H40V127H41L40 129H42L43 127L46 129ZM49 126H50V125H49ZM54 126H55V125H54ZM56 126H55V127H56ZM15 127L18 128V126H15ZM25 127H27V126H25ZM32 127H33V125H32ZM51 127H52V126H51ZM55 127H54V128L52 127V131H55V130H54ZM4 128H5V127H4ZM22 128H23V127H22ZM22 128H20V129H22ZM58 128H60V126H58ZM25 129H26V128H24V130H25ZM45 129H44V132H45V133H49V131H50V130H49L50 127L47 129V131L49 130L48 132H47ZM22 130H23V129H22ZM56 130L58 131L59 129H56ZM18 131H19V128H18ZM25 131H26V130H25ZM60 131H61V130H60ZM21 133H22V132H21ZM24 133H25V132H24ZM51 133H52V132H51ZM3 137H4V136H3ZM3 137H1V138L3 139ZM2 139H0V140H1L0 143L2 142ZM41 140H42V139H41ZM43 140H44V139H43ZM48 140H49V139H48ZM65 140H66V139H64V142H65ZM49 141H50V140H49ZM66 141H67V140H66ZM42 142H43V141H42ZM42 142L40 141L41 145H42ZM52 142H53V141H52ZM48 144L51 145L52 143L50 144V143L47 142V143L45 144V140H44V144H43L42 146H44V145H48ZM65 144H66V142H65ZM1 145H2V144H1ZM2 146H4V142H3V145H2ZM2 146H1V147H2ZM7 146H8V145H7ZM63 146H64V145H63ZM4 147H5V146H4ZM9 147H10L11 150H12V146H9ZM47 147H48V146H47ZM13 148L15 149V146H14ZM42 148H43V147H41V150H42ZM44 148H46V147H44ZM7 149H8V148H7ZM7 149H5V150H6V153H7V151H8V152H9V151H10V152H13V150L11 151V150H7ZM46 149H47V148H46ZM46 149H45V150H46ZM0 150H2V148H1ZM2 151H4V150H2ZM14 151L16 152V150H14ZM10 152H9V153H10ZM4 153H5V152H4ZM4 153H3V154H4ZM6 153H5V154H6ZM16 153H18V152H16ZM20 153H21V152H20ZM10 154H11V153H10ZM0 155H1V154H0ZM11 155H12V154H11ZM8 156H9V155H8ZM1 157H2V156H1ZM6 157H7V156H6ZM6 157H4V158L6 159ZM3 160H4V159H3ZM1 162H2V161H1ZM3 162H4V161H3ZM2 164H3V163H2ZM2 164H1V166H2ZM3 166H5V165H3ZM124 166L126 167V165H124ZM1 168H2V167H1ZM123 168H124V167H123ZM123 168H122V171H123ZM2 169H4V170L6 171L7 168L4 167V168H2ZM8 170H9V169H8ZM124 170H125V168H124ZM129 170H130V169H129ZM9 171H10V170H9ZM1 172L3 173L4 171L2 170ZM1 172H0V173H1ZM7 172H8V171H7ZM7 172H6V174H7ZM12 173H13V174H12ZM12 173H9V174L11 175V177H14V176H12V175H14V172H12ZM74 173H75V172H73V175H74ZM261 173H262V172H261ZM9 174L5 175V176H7V177H5V178H8V175H9ZM67 174H68V173H67ZM67 174H66V176H67ZM70 174L72 175L71 172H70ZM75 174H77V173H75ZM122 174H123V173H122ZM124 174H125V173H124ZM126 174H127V173H126ZM129 174H130V172H129ZM134 174H135V175H134ZM134 174H132V175H134V176L136 177V175H137L136 172H134ZM257 174H258V173H257ZM263 174H264V173H263ZM263 174H262V175H263ZM2 175H4V174H2ZM49 175H52V174L50 173ZM56 175H57V174H56ZM56 175H54L53 177L55 178ZM99 175H100V174H99ZM103 175H104V174H103ZM103 175L101 174V176H103ZM132 175H131V177H132ZM0 176H1V175H0ZM58 176H59V175H58ZM60 176H61V175H60ZM66 176H65V175H64L63 177L61 176V180H62V178L66 177ZM88 176H89V175H88ZM92 176H93V175H92ZM101 176H100V178L102 179ZM121 176H122V175H121ZM121 176H120V179H121ZM123 176H124V175H123ZM125 176H126V175H125ZM125 176H124V177H125ZM256 176H258V175H256ZM260 176H261V175H260ZM260 176H258V177H259V179H260L261 182H262L263 179H261ZM56 177H57V176H56ZM69 177L71 178V176H69ZM74 177H75V176H74ZM74 177H73V178H74ZM79 177H80V176H79ZM84 177H85V176H84ZM94 177H95V176H94ZM127 177L129 178L130 175H128ZM127 177H126V179L122 177V178H123V181H122V179H121V180L118 179L119 177H118L117 179L120 180V181H122V183H123V182H124V179L127 180ZM135 177H134V180H135ZM9 178H10V176H9ZM9 178H8V179H9ZM73 178H72V179H73ZM92 178H93V177H92ZM103 178H104V177H103ZM106 178H107V177H106ZM254 178H255V175H254ZM263 178H264V175H263ZM2 179H3V178H1V180H2ZM8 179H6V180H8ZM10 179H14V178H10ZM52 179H53V178H52ZM55 179H56V178H55ZM59 179H60V177L58 178V180H59ZM65 179H66V178H65ZM75 179H76V177H75ZM87 179H89V177H87ZM93 179L95 180L96 177L93 178ZM93 179L90 178V180H92V181H93ZM97 179H99V178H97ZM241 179H242V178H241ZM259 179H258V180H259ZM1 180H0V182H3V181H1ZM40 180H41V179H40ZM53 180H54V179H53ZM58 180H57V181H58ZM85 180H86V179H85ZM90 180H89V181H90ZM104 180H105V178H104ZM104 180H103V181H104ZM131 180H132V183H133V178H131ZM131 180H130V181H131ZM136 180H137V179H136ZM136 180H135V182H136ZM242 180H244V179H242ZM242 180H241V182H243ZM68 181L71 182V179L68 180ZM95 181H96V180H95ZM106 181H107V179H106ZM106 181H105L104 183H106ZM113 181H114V180H113ZM127 181H128V180H127ZM244 181H245V180H244ZM255 181H256V179H255ZM7 182H8V181H7ZM7 182H6L5 184H7ZM58 182H59V181H58ZM58 182H55V184L58 183ZM64 182H67V179L64 180ZM86 182H87V181H86ZM86 182H85V183H86ZM96 182L99 183V182H101V181H100V179H99V182H98V181H96ZM96 182H95V183H96ZM108 182H109V181H108ZM137 182H139V181H137ZM140 182H141V181H140ZM150 182H151V181H150ZM152 182H154V181H152ZM241 182H239V183H241ZM12 183H14V182H12ZM12 183H11V184H12ZM61 183H62V182H60V184H61ZM89 183H90V182H89ZM97 183H96V184H97ZM111 183H112V180H111ZM114 183L117 184V181L113 182V184H114ZM125 183H126V182H125ZM125 183H124V184H125ZM130 183H131V182H130ZM0 184H1V183H0ZM11 184H9V185L11 186ZM17 184H18V182H17ZM87 184H88V183H87ZM92 184H94V183L92 182ZM92 184L90 183V185H92ZM96 184H95V185H96ZM101 184H102V183H101ZM108 184H109V183H108ZM120 184H121V182H120ZM124 184L122 185L123 187H125V186L127 185V184H125V186H124ZM137 184H139V183H137ZM137 184H136V185H137ZM145 184H146V183H145ZM258 184H260L259 181H258ZM73 185L75 186L76 184L74 183ZM73 185H72V186H68V185H67V187H73ZM95 185H94V186H95ZM98 185H99V184H98ZM110 185H112V184H110ZM128 185H129V184H128ZM128 185H127V186H128ZM132 185H134V183H133ZM140 185H141V184H140ZM147 185H150L148 181H147ZM188 185H190V184H188ZM5 186H6V185H5ZM10 186H9V187H10ZM55 186H57V185H55ZM58 186H59V185H58ZM61 186H62V185H61ZM61 186H59V187L62 188ZM63 186H64V188L67 189V187H66L65 185H63ZM94 186H92V187L94 188ZM112 186H113V185H112ZM116 186H118V185H115V186H114V187L116 188V190H117V187H116ZM122 186H121V187H122ZM92 187H91V188H92ZM99 187H100V185H99ZM103 187L106 188V185L104 186V184H103ZM103 187H102V185H101V188H103ZM107 187H109V186H107ZM118 187L120 188V186H118ZM133 187H134V186H133ZM135 187H136V186H135ZM148 187H149V186H148ZM150 187H151V186H150ZM190 187H191V185H190ZM190 187H189V188H190ZM11 188H13V186H12ZM11 188H10V189H11ZM14 188H15V187H14ZM32 188H33V187H32ZM89 188H90V187H89ZM89 188H88V189H89ZM91 188H90V189H91ZM96 188L99 189V190H101L100 188H98V186H97ZM105 188H104V190H107V189H105ZM109 188H110V189H109ZM109 188H108V190H110V191H109V193H110L111 190H112V187H109ZM129 188H131V186H130ZM138 188H139V187H138ZM141 188H142V187H140L139 191L141 190ZM146 188H147V186H146ZM154 188H156V187L154 186ZM187 188H188V187H187ZM191 188H192V187H191ZM0 189H2V188H0ZM3 189H4V187H3ZM7 189H8V188H6V190H7ZM113 189H114V188H113ZM121 189H124V188H121ZM131 189H132V188H131ZM143 189H145V186H144ZM15 190H17V189H15ZM15 190H14V191H15ZM41 190H42V189H41ZM41 190L39 189L40 192H41ZM75 190H76V189H75ZM75 190H74V192H73L74 194L76 193ZM92 190L95 191V188L92 189ZM99 190H98V191H99ZM102 190H103V189H102ZM104 190H103V191H104ZM108 190L106 191V193H108ZM127 190H128V188H127ZM147 190H150V189H147ZM151 190H152V189H151ZM153 190H154V189H153ZM188 190H189V189H188ZM14 191H13V192H14ZM49 191H50V190H49ZM52 191H53V190H52ZM67 191H68V190H67ZM67 191H66V192H67ZM72 191H73V188H72ZM80 191H81V189H80ZM113 191H114V190H113ZM119 191H120V190H119ZM119 191H117V192H119ZM121 191H122V190H121ZM123 191H124V190H123ZM6 192H7V191H6ZM10 192H11V191H10ZM13 192H12V193H13ZM32 192H33V195H34V194L37 195V193H38V192L35 191L34 189L31 191V194H32ZM50 192H51V191H50ZM50 192H49V193H50ZM69 192H70V188H69ZM77 192H78V191H77ZM87 192H88V191H87ZM87 192H86V193L84 192V193H85L86 195H88ZM91 192H92V191L90 190L89 194H90ZM101 192H102V191H101ZM101 192H100V193H101ZM104 192H105V191H104ZM117 192H115V193H113V194H116ZM190 192H191V191H190ZM8 193H9V192H8ZM12 193H10V195H11ZM16 193H17V191H16ZM18 193L20 194V192H18ZM22 193H23V192H22ZM26 193H27V192H26ZM26 193H23V194H22L23 197H24V194H26ZM54 193H55V192H54ZM71 193H72V192H70V194H71ZM73 193H72V194H73ZM95 193H96V191H95ZM97 193H98V192H97ZM100 193H99V194H100ZM38 194H39V193H38ZM61 194H62V193H60V196H61ZM65 194H66V193H65ZM72 194H71V195H72ZM99 194H98V196H100ZM111 194H112V193H111ZM113 194H112V195H113ZM29 195H30V193H29ZM39 195H40V194H39ZM44 195H45V194H44ZM53 195H54V194H53ZM53 195H52V196H53ZM55 195H56V194H55ZM55 195H54V196H55ZM57 195H58V193H57ZM66 195H67V194H66ZM77 195H78V194H77ZM77 195H76V196H77ZM90 195L92 196V194H90ZM90 195H88V196H90ZM93 195H94V193H93ZM96 195H97V194H96ZM101 195H103V192H102ZM104 195H106V194H104ZM107 195H108V194H107ZM107 195H106V197H107ZM112 195H110V196H112ZM126 195H127V194H126ZM247 195H248V194H247ZM16 196H18V194H17ZM48 196H49V195H48ZM68 196H69V195H68ZM74 196H75V195H74ZM82 196H83V195H82ZM82 196H81V197H82ZM88 196H87V197H88ZM94 196H95V195H94ZM94 196H92V197H94ZM108 196H109V195H108ZM130 196H131V195H130ZM159 196H160V195H159ZM249 196H250V195H249ZM3 197H4V196H2V198H3ZM21 197H22V196H21ZM25 197H28V196H25ZM32 197H34V196H32ZM32 197H31V195H30L28 198H30V200H31ZM35 197H36V196H35ZM56 197H59V195L56 196ZM61 197L64 198L65 195H63V196H61ZM103 197H104V196H103ZM14 198H15V197H14ZM47 198H49V199H47V200H50V196L47 197ZM52 198H54V197H52ZM52 198H51V199H52ZM76 198H78V196L75 197V199H76ZM100 198H101V197H100ZM125 198H126V197H125ZM161 198H162V197H161ZM250 198H251V197H250ZM17 199H18V198H17ZM17 199H16V198H15V199H12V200L8 203V207H6V206H5V207H2L1 210H0V264H18V263H20L19 261H21V259L18 257L19 255L16 256L13 252H11V251L8 250V249H9V247H8V244H9V243H8V241H9L10 237L7 235V232L5 233V230L1 229V226H3L4 223H5L6 226L10 223L9 221L11 220L12 213L15 211V209H18V208H16V207H18V205H19V204L16 202ZM20 199H21V198H20ZM82 199H85V200H86L87 198L85 197V198H82ZM88 199H89V198H88ZM88 199H87V201H88ZM98 199H99V198H98ZM127 199H128V197H127L125 200H127ZM129 199H130V198H129ZM163 199H164V198H163ZM163 199H162V200H163ZM2 200H3V199H2ZM28 200H29V199H28ZM44 200H46V198H44ZM44 200H43V201H44ZM59 200H60V199H59ZM80 200H81V199H80ZM147 200H148V198H147ZM151 200L154 201V199H151ZM156 200H157V199H156ZM156 200H155V201H156ZM158 200H159V199H158ZM165 200H166V199H164L163 201H165ZM167 200H168V199H167ZM25 201H27V200H25ZM31 201H32V200H31ZM39 201H40V200H39ZM78 201H79V200H78ZM82 201H83V200H82ZM96 201H97V196H96ZM98 201L100 202V199H99ZM98 201H97V202H98ZM123 201H124V199H123ZM131 201H132V200L130 199V202L127 201L126 203H128V202L131 203ZM140 201H141V200H140ZM143 201H144V204H146V205H147V204H150V202H151V201H150V202L147 203V202H146V197H145V200L142 199L141 202L143 203ZM169 201H170V200H169ZM169 201H168V202H169ZM175 201H177V200H175ZM175 201H173V203L171 202V203H172V205H170L171 207H172V206L176 207V206L174 205V204L176 203ZM254 201H256V200H254ZM23 202H24V201L21 202V205H22ZM44 202H45V204H46V203H50L51 201H50V202H49V201H48V202L44 201ZM44 202H43V203H44ZM53 202H54V200H53ZM53 202H51V203H53ZM83 202H84V201H83ZM89 202H90V201H89ZM119 202H120V200H119ZM121 202H122V201H121ZM124 202H125V201H124ZM133 202H135V200H134ZM141 202H139V205H140ZM165 202H166V201H165ZM174 202H175V203H174ZM177 202H178V201H177ZM258 202H260V203L258 204V203L256 202V204L258 205V206H256V208H253V206H254L255 203L253 204V206H252V204H251V206H249L250 208L248 207V209H246V213H245V214L248 215L247 218H249L251 221H253L254 223L257 222V225H256V228H257V229H256V234H257L258 236L261 237V236L264 235V201L261 202V201H259V199H258ZM33 203H34V202H33ZM40 203H42V200L40 201ZM40 203L38 202V204H40ZM51 203H50V204H51ZM90 203H91V202H90ZM90 203H88V204H90ZM101 203H102V202H101ZM122 203H123V202H122ZM129 203H128V204H129ZM136 203H138V200H137V202L134 203V205H135ZM157 203H158V202H157ZM0 204H1V203H0ZM4 204H5V203H4ZM4 204H3V206H4ZM26 204H30V202H29V203L27 202ZM26 204H25V206H26ZM38 204H37V205H38ZM50 204H49V205H50ZM81 204H82V202H81ZM81 204L79 205L80 207H81ZM115 204H116V203H115ZM124 204H125V203H124ZM153 204H154V203H153ZM159 204H160V202H159ZM168 204H169V203H168ZM176 204L178 205L179 202L176 203ZM9 205H10V206H9ZM16 205H17V206H16ZM23 205H24V204H23ZM23 205H22V206H23ZM49 205H48V206H49ZM51 205H52V204H51ZM51 205H50V207H51ZM74 205H75V207H73V208H75V210H76V207L78 208V206H77L78 204H77V205L74 204ZM93 205H94V204H90L91 207H92ZM116 205H117V204H116ZM120 205H121V204H120ZM132 205H133V204H131V205H127V206L125 205V206H126L127 208H129L130 206L132 207ZM134 205H133V209H132V208H129V209L133 210V213H130V214H132V220L136 219V217H137V216L135 215V213L139 212L141 209H144V208L142 207V206H143L142 204H141L142 206L140 205V206L142 207L141 209L139 208L140 210H139L138 208H135ZM150 205H152V203H151ZM150 205H149V206H150ZM166 205H167V204H166ZM25 206H24V207H25ZM31 206H32V205H31ZM39 206H40V205H38V207H39ZM41 206H42V205H41ZM82 206H84V205H82ZM90 206H88V208H87L88 210L90 209V208H89ZM109 206H110V205H108L107 208H109ZM113 206H115V205H113ZM113 206L111 205V209H109V210L113 211L114 208H115L116 210L119 211V209L116 208V207H118L119 205H118V206H115L114 208H113ZM140 206H137V207H140ZM167 206H168V205H167ZM33 207H34V204H33ZM36 207H37V206H36ZM38 207H37V209L39 210V208H41V207H39V208H38ZM43 207H44V204H43ZM43 207H42V208H43ZM46 207H47V206H45L44 208H46ZM52 207H53V206H52ZM52 207H51V209L49 208V209L51 210V214H50V216H52V211H53V210H52ZM85 207H86V206H85ZM93 207H94V206H93ZM98 207H99V206H98ZM98 207H97L96 209H94V211L97 210ZM122 207H124V206H122ZM151 207H152L151 210H148V209H147L148 207H147V208L145 207L149 212H148L146 209H144L145 211L148 212V216H149V217H147V220H150L151 222H150V221H148V222H149V224H150V223L152 224V222L155 223V222L157 221L156 219H157L158 217L161 216L160 218L163 220L164 227L161 226V229H160V228H158V229H160V232H161V234H162V236H163V238H162V236H161L162 241H164V242L166 243V245H167V246H164L163 249H160V250H157V249H156V250H157V255H156L157 257L155 256L156 258H155V257H153V258L151 257L152 259H149L150 255L147 256V255H148L147 252H148V251L151 252V249H152V248H151L150 245H152V244H150V243H148V242H147V243H148V244H147L146 241H145L146 238H145V239H143V237L140 238V236H139V232H140V230H138V231H139V232H138V231H137V228H135V227H137V225L134 226V227H128L129 224L131 223V220L129 221L128 226H126V223H125V225H121V224L119 225V221L117 222V219L115 220V218L117 217L116 214H118L117 212H116V214H115V213H112V214H115V216H114V220L111 221V222H110V221L107 222V221L105 220V218H104V220H105L106 222L103 221L102 216L104 217V215H102V216H101L102 219H101V218H100V219L103 221L102 223H104V224L101 225V226L98 225V227H97L96 224H94V223H100V220H99V222H97V219H96V218H93V219H92V222H93L94 219H96V221L93 222L92 225L90 224L91 226H89V224H87V223H89V220H90L91 218H90V219H89L88 217H87V219H86V218H84V219L81 218L82 215L80 214V213H81L80 210H81V208L83 209V207L79 208V212H78L77 210H76V211L74 210V212H78V213H79V215L81 216L80 218H81L82 220H81L80 218H78V217H76V219H78V220L75 219V216H76L78 213H76V214H71V213H70V214H71V215H70V214L67 212V213L69 214V216H67V219H66V217H64V218H65V221H66V220H69L70 218H68V217H72L73 215H74V218H73V219H75V220H73V219L71 220V222H73V224H72L71 222H69L70 220L67 222V223L69 224L68 226H70V227L73 228V232H71V229H72V228H71V229H68V230H70L69 232L72 233V234H70V233H68V234L66 233V234H67V235L70 234L69 236L72 235V236L75 237V238L72 237L73 239L70 237V240H71V239H72V240H74V239L78 240V238H79L80 241H82V242H83V240H84V241H85V243L83 244V246L85 245L84 247H83L78 241H75V242H77V244L79 243V244H78L79 246H82L81 249H82V248H85V247L88 246L89 250L91 249L90 252H92V253H91V254H93L92 256H93L94 258H96V260H97L98 258H102V259L104 260V259H106L105 256L108 257L109 254H111V253L114 254V252H118V254H117L118 257H113V258H116L113 264H139L138 261H139L140 259H141L140 261H142V263H140V264H182V263H186V264H187V263H188V264H190V263L192 264V263H193V264H195V262H196V264H258V263H256V261L259 259V257H262V260L264 259V240H263L262 238H261L262 240H261V239H260V241L258 240V241H259V243H258L259 253L256 254L255 257H253L254 255H252V257H251V254H249V252H250V251H249V248H248L249 246L246 245V244H244V242H243L242 240H240V238H239L238 236H236L235 239H230L229 241L226 240V239H227V238H226V234L228 235V234H229V231H228V233H224V231L222 230V231H223L222 234H221V232H219L218 234H216V237H212V239L207 238V239H210V240H208V242L211 241V244H208V245H207V243H206V242H207V241H206L207 239H206L205 237H204V238H201L202 236H206V235H208V234H206V235L203 234L202 236H199V235H200V234H199V235H198L199 238L194 239V240L192 239V242H191L190 240L186 241V238L184 239V237L181 235V234H182L181 231L177 233V225H178L180 222L177 223V220H178V219H177V220L175 219V216H174V215H176L175 213H174V214L171 213V214H169V215L166 214V215L163 216L162 214H163V213H166V211H165V212L161 211L162 214H160L159 209L156 210V206H155V208H153V205H152ZM160 207H161V206H160ZM160 207H159V208H160ZM163 207H164V208H167V207H165V206H163ZM181 207H183V206L181 205ZM181 207H180V208H181ZM44 208H43V209H44ZM68 208H69V207H68ZM73 208H69V209L72 211ZM101 208H102V209H103V208H106V205H105V206L103 205L102 207H100V209H101ZM107 208H106L105 210H107ZM119 208L121 209L120 206H119ZM124 208H125V207H124ZM157 208H158V206H157ZM177 208H178V207H177ZM177 208H176V211H178ZM180 208H179V209H180ZM19 209H20V208H19ZM35 209H36V208H35ZM43 209H41V210H43ZM92 209H93V208H92ZM102 209H101V210H102ZM112 209H113V210H112ZM135 209H136V210L138 209L139 211H136V212H135V211H134ZM161 209H163V208H161ZM170 209H171V208H169V210H170ZM174 209H175V208H174ZM182 209H183V208H182ZM21 210H23V209H21ZM28 210H32V207H31L30 209H29V207H28ZM38 210H35V212H37ZM41 210H39V212H40L39 215L41 214V212H42V214L45 213L44 211H41ZM45 210H46V209H45ZM47 210H48V209H47ZM70 210H69V212H71ZM84 210H86V209H83V211H84ZM101 210H99V211L101 212ZM126 210H128V209H126ZM126 210H124V211H126ZM23 211H24V210H23ZM67 211H68V209H67ZM111 211H109V212H111ZM114 211H115V210H114ZM114 211H113V212H114ZM121 211H122V209H121ZM129 211H130V210H129ZM145 211H144V212H145ZM173 211H174V210H173ZM184 211H188V212H189V209L186 210V208H185V209H183V212H180V211H179V212H180V215H181L182 213L184 214ZM21 212H22V211H21ZM24 212H25L24 214H27V215H26L27 217H25V219H24L25 221H23V222L20 224L21 227H26V226H24V224H25L26 222H27V223H28V222H30V223H33V222H34V221L31 222V221L33 220V219H32L33 217H30V216H29V213H26V212H28V211H24ZM29 212H30V211H29ZM74 212H72V213H74ZM84 212H86V211H84ZM126 212H128V211H126ZM130 212H131V211H130ZM134 212H135V213H134ZM170 212H171V210H170ZM179 212H176V213H179ZM188 212H186L185 214H187ZM191 212H193V211H191ZM206 212H207V211H206ZM208 212H209V211H208ZM244 212H245V210H244ZM14 213H15V212H14ZM19 213H20V212H19ZM30 213H32V211H31ZM46 213H47V212H46ZM46 213H45V214H46ZM48 213H50V211H49ZM48 213H47V215H48ZM95 213H98V212L96 211ZM103 213L105 214L106 212L103 210ZM123 213H125V212H123ZM142 213H143V210H142V212L140 213V215H141ZM145 213H146V212H145ZM22 214H23V213H22ZM34 214H36V213H34ZM42 214H41V215H42ZM45 214H44V215H45ZM86 214H87V212H86ZM86 214H85V215H86ZM101 214H102V213H101ZM101 214H100V215H101ZM107 214H110V213H107ZM125 214H126V213H125ZM130 214H129V215H130ZM143 214H144V213H143ZM191 214H193V213H191ZM191 214H190V215H191ZM245 214H244V215H245ZM37 215H38V212H37ZM37 215H36V216H37ZM41 215H40L38 218H43L42 216H44V215H42V216H41ZM64 215H67V214H63L62 216H64ZM97 215H98V214H96L95 216H97ZM100 215H98V216H100ZM118 215H119V214H118ZM120 215H122V214H120ZM126 215L128 216V214H126ZM133 215H134V216H133ZM180 215H179V218H180ZM200 215H201V214H200ZM209 215H210V212H209ZM241 215H242V214H241ZM14 216H15V215H14ZM24 216H25V215H24ZM24 216H21V217L23 218ZM36 216H35V217H36ZM50 216H49V217H50ZM105 216H107V215H105ZM109 216H111V214H110ZM135 216H136V217H135ZM138 216H139V214H138ZM144 216H145V215H144ZM144 216H143V217H144ZM176 216L178 217V215H176ZM181 216H182V215H181ZM201 216H203V217L205 218V216H207V215L204 216V214H202ZM232 216H233V215H232ZM15 217H16V216H15ZM21 217H20V219H21ZM29 217H30L31 219H30ZM44 217H45V216H44ZM46 217H47V216H46ZM83 217H84V216H83ZM112 217H113V216L110 217V220L113 219ZM119 217H120V216H119ZM121 217L123 218L124 215H122ZM134 217H135V218H134ZM143 217H142L141 219L144 220ZM191 217H192V216H191ZM230 217H231V216H230ZM54 218H55V217H54ZM57 218L60 219L61 217L59 216V217H57ZM64 218H63V219H64ZM107 218H108V216H107ZM124 218H127V217H124ZM189 218H190V216H189ZM189 218H188V219H189ZM192 218H194V217H192ZM204 218H202V219H204ZM207 218H208V217H207ZM207 218H206V219H207ZM234 218H235V217H234ZM247 218H245V219H247ZM28 219H30V220H28ZM35 219H37V218H35ZM35 219H34V220H35ZM63 219H62V221H60V222L63 223ZM98 219H99V218H98ZM127 219H129V218H127ZM127 219H126V220H127ZM130 219H131V217H130ZM137 219H138V218H137ZM137 219H136V220H137ZM145 219H146V217H145ZM181 219H183V218H181ZM186 219H187V218H186ZM194 219H195V218H194ZM194 219H193V224H194ZM198 219H199V218H198ZM200 219H201V218H200ZM206 219H205V220H206ZM208 219H211V218L209 217ZM228 219H229V217H228ZM232 219H233V218H231V220H232ZM235 219H236V218H235ZM235 219H234V220H235ZM13 220H14V219H13ZM27 220H28V221H27ZM42 220H43V219H42ZM52 220H53V216H52ZM52 220H51V221H52ZM60 220H61V219H60ZM108 220H109V218H108ZM119 220H120V219H119ZM121 220H122V219H121ZM121 220H120V221H121ZM123 220H124V219H123ZM123 220H122V221H123ZM126 220H124L123 222H125ZM139 220H140V219H139ZM139 220H138V221H139ZM143 220H141V221H143ZM159 220H160V219H159ZM159 220H158V221H159ZM183 220H184V219H183ZM213 220H214V219H213ZM213 220L211 219V221H213ZM216 220H217V219H215V222H217L219 219H218L217 221H216ZM222 220H223V219H222ZM229 220H230V219H229ZM234 220H233V222H234ZM16 221H17V220H16ZM38 221H40V219H39ZM38 221H37V223H38ZM51 221H50V222H51ZM55 221H56V220H55ZM58 221H59V220H58ZM90 221H91V220H90ZM144 221H145V220H144ZM144 221H143V222H144ZM186 221H187V220H186ZM200 221H201V220L198 221V224L201 225V222H200ZM202 221H204V220H202ZM219 221H220V220H219ZM219 221H218V222H219ZM235 221L237 222V220H235ZM7 222H9V223H7ZM35 222H36V221H35ZM35 222L33 223L34 225H32L33 227L36 226L35 224H37V223H35ZM40 222H41V221H40ZM56 222H57V221H56ZM123 222H122V223H123ZM183 222H185V221H183ZM191 222H192V221H191ZM196 222H197V221H196ZM206 222H207V221H204V222H202V223H205V224H206ZM228 222H229V221H228ZM228 222H226V223L223 222V223L228 224ZM230 222L232 223V221H230ZM230 222H229V224H230ZM236 222H235V225L238 226V223L236 224ZM253 222H251V223H253ZM14 223H15V222H14ZM44 223H46V220H44ZM47 223L49 224L48 221H47ZM47 223H46V224H47ZM54 223H55V222H54ZM58 223H59V222H57V225H58ZM67 223H66V224H67ZM102 223H101V224H102ZM120 223H121V222H120ZM145 223L147 224V222H145ZM181 223H182V222H181ZM207 223H209V221H208ZM213 223H214V222H213ZM223 223H220V224L218 223V225L220 226V225L223 224ZM240 223H241V222H240ZM15 224H16V223H15ZM42 224H43V223H42ZM46 224H43V225H46ZM59 224H60V223H59ZM66 224H65V225H66ZM70 224H72V225H70ZM116 224H117V225H116ZM123 224H124V223H123ZM132 224L134 225L133 221H132ZM132 224H131V225H132ZM156 224H157V223H156ZM156 224H155V225H156ZM158 224H160V221H159ZM158 224L156 225V227L158 226ZM210 224H211V222L209 223V225H210ZM216 224H217V223H216ZM216 224L214 223V225H216ZM225 224H224V225H225ZM43 225H42L41 227H43V228L48 227V228H49V226H45V227H44ZM49 225H50V224H49ZM133 225H132V226H133ZM142 225H143V223H142ZM142 225H141V226H142ZM161 225H162V224H161ZM191 225H192V224H191ZM194 225H195V224H194ZM214 225H213V227L216 228L217 226H214ZM235 225H234V226H235ZM6 226H5V228H6ZM13 226H14V225H13ZM13 226L11 225V228H12ZM32 226H31V224H30V227H32ZM63 226H64V225H62L61 228H62ZM94 226H95V228H94ZM205 226H206V225H205ZM207 226H208V224H207ZM207 226H206L205 228H204L203 226H200V228L203 227V228L206 230ZM210 226H211V225H210ZM219 226H218V229L222 227V226H221V227H219ZM241 226H242V225H241ZM3 227H4V226H3ZM30 227L27 228V229H31ZM50 227H55V226H50ZM58 227H59V226H58ZM139 227H140V226H139ZM142 227L144 228V226H142ZM156 227H155V229H156ZM181 227H182V226H181ZM184 227H185V226H184ZM186 227H187V226H186ZM188 227H189V226H188ZM190 227L193 229V225L190 226ZM197 227H198V226H197ZM211 227H212V226H211ZM213 227H212V228H213ZM227 227H228V226H227ZM229 227H230V226H229ZM252 227H253V226H252ZM8 228H10V225L8 226ZM17 228H19V227H17ZM37 228L40 229V225H39V227L36 226V229H35V228H34V229L38 231L39 229H37ZM64 228H65V227H64ZM64 228H62V229H64ZM67 228H68V227H67ZM182 228H183V227H182ZM208 228H209V226H208ZM234 228H235V227H234ZM32 229H33V228H32ZM32 229H31V230H32ZM57 229H58V228H57ZM57 229H55V231H56ZM140 229H141V228H140ZM194 229H195V227H194ZM194 229H193V230H194ZM198 229H199V227H198ZM201 229H202V228H201ZM209 229H210V228H209ZM209 229H208V230H209ZM221 229H222V228H221ZM223 229H224V228H223ZM227 229H229V228H227ZM231 229H232V228H231ZM22 230H23V229H22ZM24 230H26V229H24ZM35 230H32V231L35 232ZM43 230H44V229H43ZM43 230H41V232H42ZM46 230H47V229H46ZM50 230H51V232H49V233H50L49 235L51 236V235H52V234H51V233H52V229H50ZM50 230H49V231H50ZM64 230H65V229H64ZM68 230H67V231H68ZM142 230H143V229H142ZM150 230H151V229H150ZM156 230H157V229H156ZM180 230H181V229H180ZM188 230H189V228H188ZM193 230H192V231H193ZM232 230H233V229H232ZM235 230H236V229H235ZM240 230H241V229H240ZM254 230H255V229H254ZM18 231H19V230H18ZM29 231H30V230H29ZM29 231L27 230L26 232H29ZM32 231H31V232H32ZM37 231H36V232H37ZM47 231H48V230H47ZM60 231H61V232H60ZM60 231H59V229H58L57 236H56V242H57V239H58V241H59L58 243H60V239H62V238L65 239L66 237H68V236H65V237H64V235H63V234H64V231H62V230H60ZM67 231H65V232H67ZM146 231H147V230H146ZM151 231H152V230H151ZM192 231H190L189 233H191ZM195 231H196V230H195ZM225 231H227V230H225ZM230 231H231V230H230ZM236 231H237V230H236ZM251 231H253V230H251ZM11 232H12V231H11ZM14 232H16V231H14ZM19 232H21V230H20ZM31 232H29V235H30ZM36 232H35V233H36ZM41 232H40V233H41ZM44 232H45V231H44ZM141 232H142V231H141ZM143 232H145V230H144ZM201 232H202V231H201ZM211 232H212V234H214L215 231H214V232L211 231ZM233 232H234V231H233ZM38 233H39V232H38ZM46 233H48V232H46ZM46 233L44 234L45 236L47 235ZM62 233H63V234H62ZM148 233H149V232H148ZM180 233H181V234H180ZM192 233H193V232H192ZM194 233H195V232H194ZM194 233H193V234H194ZM196 233L198 234V232H196ZM199 233H200V230H199ZM202 233H204V232H202ZM202 233H201V234H202ZM231 233H232V232H231ZM9 234H10V233H9ZM15 234H17V233H15ZM21 234H22V232H21ZM25 234H26V233H25ZM25 234H24V236H26ZM27 234H28V233H27ZM58 234H60V236H59ZM141 234H142V233H141ZM141 234H140V235H141ZM151 234H152V232L149 234V236H150ZM155 234H156V233H155ZM155 234H154V235H155ZM159 234H160V233H159ZM183 234H184V232H183ZM185 234H188V233L185 232ZM212 234L210 233L209 235H212ZM220 234H221V235H220ZM37 235H38V234H37ZM37 235H33V236H37ZM44 235H43V237H44ZM54 235H55V234H54ZM61 235L63 236L62 238H61ZM91 235H93V236L91 237ZM191 235H192V234H190L189 237H190V238H191V237L193 238V236H191ZM214 235H215V234H214ZM217 235H220V236L217 237ZM22 236H23V235H22ZM24 236H23V238H24ZM31 236H32V235H31ZM31 236H30V238H33V237H31ZM39 236H40V235H39ZM50 236L47 237V238H50ZM52 236H53V235H52ZM52 236H51V237H52ZM58 236H59V237H58ZM137 236H138V237H137ZM141 236H142V235H141ZM143 236H144V234H143ZM146 236H148V235H146ZM149 236H148V237H149ZM159 236H160V235H159ZM159 236H158V237H159ZM195 236H196V234H194V238H195ZM198 236H196V237H198ZM212 236H213V235H212ZM231 236H232V235H231ZM231 236H230V237H231ZM233 236H234V235H233ZM37 237H38V236H37ZM41 237H42V236H41ZM43 237H42V238H43ZM54 237H55V236H53V240L55 241ZM57 237H58V238H57ZM150 237H151V236H150ZM150 237H149V239H150ZM155 237H157V236L155 235ZM227 237H229V236H227ZM20 238H21V237H20ZM27 238H28V237H27ZM44 238H45V237H44ZM59 238H60V239H59ZM138 238H139L140 240H138ZM151 238H152V237H151ZM153 238H154V237H153ZM159 238H160V237H159ZM161 238H160V239H161ZM231 238H232V237H231ZM40 239H41V238H40ZM63 239H62V240H63ZM66 239L68 240L69 237L66 238ZM66 239H65V241H66ZM155 239H156V238H155ZM157 239H158V238H157ZM28 240H29V239H28ZM49 240H50V239H49ZM51 240H52V239H51ZM62 240H61V241H62ZM70 240H68V242H69ZM151 240H153V239H151ZM151 240H150V241H151ZM158 240H159V239H158ZM10 241H11V239H10ZM24 241H26V240L23 239L22 242H24ZM39 241H40V240H39ZM65 241H63L62 243H60V245H61V246L64 245V244L66 243ZM156 241H157V240H156ZM156 241H153V242H156ZM189 241H190V242H189ZM205 241H206V242H205ZM230 241H231V242H230ZM258 241H257V242H258ZM19 242H20V241H19ZM26 242H27V241H26ZM31 242H33V241H31ZM31 242L29 241V244H30ZM75 242H74V243H75ZM160 242H161V241H160ZM257 242H256V243H257ZM20 243H21V242H20ZM35 243H36V242H35ZM37 243L39 244V242H37ZM37 243H36V244H37ZM40 243L43 244L42 242H40ZM47 243H48V242H47ZM54 243H55V242L52 243V244L54 245L53 248H52V245H51V248H52V249H55V244H54ZM151 243H152V242H151ZM165 243H164V244H165ZM31 244H32V243H31ZM45 244H46V242H45ZM50 244H51V242H50ZM50 244H49V245L46 244L45 246H50ZM71 244H73V243H71ZM75 244H76V243H75ZM149 244H150V245H149ZM161 244H162V243H160V245H161ZM10 245H12V243H11ZM26 245H27V244H26ZM43 245H44V244H43ZM57 245H58V244H57ZM158 245H159V244H157V248L159 247ZM24 246H25V245H24ZM29 246H34V245H29ZM61 246H60V247H61ZM70 246H71V245H70ZM70 246H66L65 248H67V247L70 248ZM154 246H156V245H154ZM207 246H208V247H207ZM209 246H210V247H209ZM250 246H251V245H250ZM27 247H28V246H27ZM27 247H26V249H31V250H32V248H27ZM38 247H39V246H38ZM38 247H37V248H38ZM42 247H43V246H41L40 249H41ZM60 247H57V249H59ZM74 247H76V248H74V249L76 250L75 252H77V249H78L79 247H78V248H77V246H74ZM152 247H153V246H152ZM11 248H12V247H11ZM15 248H16V247H15ZM45 248H46V247H45ZM47 248H48V247H47ZM49 248H50V247H49ZM65 248H64V249H65ZM154 248H155V247H154ZM159 248H162V247H159ZM251 248H252V247H251ZM19 249H20V248H18V250H19ZM24 249H25V248H24ZM33 249H34V248H33ZM60 249H61V248H60ZM64 249L62 248V252H61V251H60V252L63 253ZM67 249H68V248H67ZM72 249H73V248H72ZM72 249H71V250H72ZM81 249H80V250H81ZM255 249H256V248H255ZM46 250H47V249H46ZM46 250H45V252H48V251H49V249H48V251H46ZM50 250H51V249H50ZM86 250H87V249H86ZM86 250H83V251L85 252ZM89 250H88V252H89ZM256 250H257V249H256ZM256 250H254V251L256 252ZM21 251H23V249H21ZM26 251H28V250H26ZM55 251H56V250H55ZM16 252H18V251H16ZM32 252H33V251H32ZM52 252H53V251H52ZM52 252H51V254H52ZM70 252H73V251H70ZM81 252H82V251H81ZM23 253H24V252H23ZM40 253H41V252H39V255H41ZM53 253H54V252H53ZM57 253H59V250H57V252H55V255H57ZM61 253H59L58 255H61ZM86 253H87V252H86ZM151 253L153 254V252H151ZM32 254H33V253H32ZM32 254H31V255H28V256H32ZM37 254H38V253H37ZM80 254H81V253H80ZM87 254H88V253H87ZM87 254H86V256H87ZM39 255H38V256H39ZM43 255H44V253H43ZM47 255H48V257L50 258L51 256L53 257L54 254H52V255L49 256V254L47 253ZM64 255H66V253H65ZM67 255H68V254H67ZM70 255H71V256H74V257H77V256L72 255V254H70ZM70 255H69V256H70ZM88 255H89V254H88ZM111 255H112V254H111ZM139 255H140V256H139ZM153 255H154V254H153ZM80 256H81V255H80ZM86 256H85V258H87ZM138 256H139V258H138ZM34 257H36V256H34ZM40 257H41V256H40ZM46 257H47V256H46ZM48 257H47V259H48V260H51V259H49ZM55 257H56V256H55ZM57 257H58V256H57ZM74 257H73V258H74ZM24 258H25V257H24ZM37 258H39V257H37ZM58 258H59V257H58ZM70 258H72V257H70ZM77 258L79 259V257H77ZM77 258H76V261H77ZM91 258H92V257H91ZM108 258L111 259V256L108 257ZM146 258H147V259H146ZM45 259H46V258L44 257V259H43L44 262H45ZM53 259H54V258H52V260H53ZM68 259H69V258H68ZM82 259H83V258H82ZM138 259H139V260H138ZM24 260H25V259H24ZM58 260H60V259H58ZM70 260H71L72 262H74V261H75V258H74L73 260H72V259H69V262H70ZM79 260H81V259H79ZM83 260H84V259H83ZM107 260H108V259H107ZM113 260H114V259H113ZM40 261H41V258H40ZM60 261H63L62 258H61ZM64 261H67L66 263L68 264V260H65V258H64ZM84 261H85V260H84ZM84 261H83V262H84ZM86 261H87L86 264H88V261H89V260L86 259ZM263 261H264V260H263ZM21 262H22V261H21ZM42 262H43V261H42ZM44 262H43V263H44ZM56 262H57V261H56ZM93 262H94V264L96 263L95 261H92V263H93ZM98 262H100V259H98L97 263H98ZM259 262H260V261H259ZM22 263H24V262H22ZM31 263H32V262H31ZM53 263H54V262H53ZM53 263H52V264H53ZM59 263H60V262H59ZM62 263H64V262H61V264H62ZM66 263H65V264H66ZM90 263H91V262H90ZM20 264H21V263H20ZM32 264H34V263H32ZM50 264H51V262H50ZM71 264H73V263H71ZM75 264H77V263H75ZM81 264H82V263H81ZM100 264H101V263H100ZM105 264H107V263H105Z\"/></svg>","mask_w":264,"mask_h":264}]
</instances>
